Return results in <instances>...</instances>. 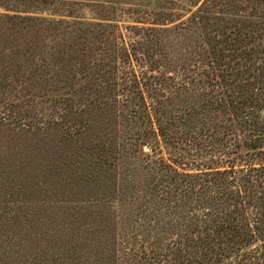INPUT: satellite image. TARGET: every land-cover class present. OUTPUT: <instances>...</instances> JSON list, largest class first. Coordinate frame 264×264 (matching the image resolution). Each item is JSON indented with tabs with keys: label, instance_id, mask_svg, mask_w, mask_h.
<instances>
[{
	"label": "rangeland",
	"instance_id": "1",
	"mask_svg": "<svg viewBox=\"0 0 264 264\" xmlns=\"http://www.w3.org/2000/svg\"><path fill=\"white\" fill-rule=\"evenodd\" d=\"M263 92L264 0H0V264H116L125 235L149 264V243L177 238L153 221L161 180L142 167L264 166V143L218 151L230 126L217 108L245 100L238 120L251 123ZM125 140H142L138 155ZM199 243L170 264L264 248Z\"/></svg>",
	"mask_w": 264,
	"mask_h": 264
},
{
	"label": "trees",
	"instance_id": "2",
	"mask_svg": "<svg viewBox=\"0 0 264 264\" xmlns=\"http://www.w3.org/2000/svg\"><path fill=\"white\" fill-rule=\"evenodd\" d=\"M226 41L228 40L226 39ZM224 85L226 84L224 83ZM228 96L229 94H225V97L228 98ZM225 102L217 108L221 115L228 116L225 118V123L226 126H230L228 127L230 133L226 135L227 140L219 147V150L216 149L224 157L229 158L231 155L235 156L237 150L243 146L250 150L259 148L264 143V114L262 113L264 105L255 109V119L249 123L247 118H245V121L238 120V117L243 113V109H245V100ZM251 107L253 108V106ZM234 122L239 126L237 130L240 129L244 132V140L239 139V136H234L236 132L234 133L231 128ZM164 128H158L164 137V141L166 143L176 141L177 137L174 135L167 136L165 130L168 127ZM171 129H174V127ZM213 130L214 126H212ZM141 142L129 144L125 140L120 144V150L126 156L133 153L138 155L135 152H137L139 145H142ZM173 148H176L178 153L174 159L180 160L183 158L182 153H179L182 151L181 148H177L176 145ZM227 163L231 164V161L227 160ZM142 170H145L146 178H149L150 181L155 176L157 180H161L157 190L151 194V198L156 199V207L159 209L156 216H154L156 219L153 221L158 226L164 224L166 227L163 232L174 233L177 238L173 243H167L171 235L169 234L163 236L162 240L149 243L150 248L145 257L149 264H156V262L170 264L172 256L176 258L178 253L187 252L190 247L196 246L199 241V244L203 247L207 246L208 242L209 245H215L219 249L222 247L223 241L228 245V249H234V246L242 244L248 246L252 242H262L264 245V166L254 167L250 165L245 171L240 170L237 172L231 168L221 173H215L216 175L213 176H208V172H206L204 175L197 177L177 172L161 160L155 162L148 170L147 165H144ZM192 177H195V179L191 180ZM133 182L135 181L132 180ZM205 195H208L207 197L210 199L208 203L204 202ZM248 213H251L252 216ZM151 221L150 218L147 227L150 226ZM188 227L191 234H198L197 239H194V241L190 238L192 236L187 233ZM125 236H123V239L119 238L121 241L117 244L119 248L117 252H122V254L115 263L140 264L144 255L143 252L140 251L136 254L132 251V253L127 254L130 239ZM241 250L242 248L240 251L238 250L239 253ZM252 251L245 253L243 251L238 256L239 260L229 264H244V261L250 258L254 262L251 261L249 264H264V248L262 250L256 248ZM250 255L251 257H249Z\"/></svg>",
	"mask_w": 264,
	"mask_h": 264
}]
</instances>
